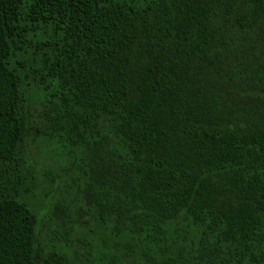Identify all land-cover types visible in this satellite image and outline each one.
<instances>
[{
	"label": "trees",
	"instance_id": "obj_1",
	"mask_svg": "<svg viewBox=\"0 0 264 264\" xmlns=\"http://www.w3.org/2000/svg\"><path fill=\"white\" fill-rule=\"evenodd\" d=\"M0 264H264V0H0Z\"/></svg>",
	"mask_w": 264,
	"mask_h": 264
},
{
	"label": "rangeland",
	"instance_id": "obj_2",
	"mask_svg": "<svg viewBox=\"0 0 264 264\" xmlns=\"http://www.w3.org/2000/svg\"><path fill=\"white\" fill-rule=\"evenodd\" d=\"M35 156L38 157V160L42 163L44 162L46 159H48V156L43 153V150L41 149L40 151H36Z\"/></svg>",
	"mask_w": 264,
	"mask_h": 264
}]
</instances>
